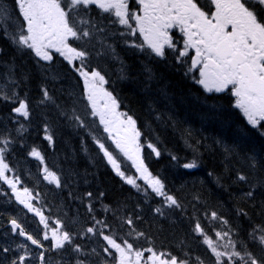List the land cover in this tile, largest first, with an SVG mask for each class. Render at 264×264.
Listing matches in <instances>:
<instances>
[{
	"label": "trees",
	"instance_id": "trees-1",
	"mask_svg": "<svg viewBox=\"0 0 264 264\" xmlns=\"http://www.w3.org/2000/svg\"><path fill=\"white\" fill-rule=\"evenodd\" d=\"M4 1L12 13L13 0ZM95 13L105 29L98 34L99 39L111 49L101 47L99 40L93 42L95 47L85 45L88 70H98L106 77V87L120 109L136 121L144 163L180 207H169L142 180H137V189L117 175L97 143L103 140V131L91 115L83 79L69 62L56 55L53 61L42 63L31 51L18 48L0 29V71L12 70L30 111L24 146L12 139L9 165L19 168L30 162L31 150L37 149L44 160H36V166H46L68 184L72 205L89 218L86 226L102 221L108 225L102 229L104 233L119 241L128 239L137 249L171 253L188 264H216L204 236L195 231L199 223L218 250L231 251L224 247L230 238L237 242V251L250 252L264 261V246L250 235L254 227L264 226V124L250 125L230 95L207 92L197 82L198 71L191 69L193 54L177 56L182 45L175 43V49L166 48L165 56L158 57L146 46L134 47L143 44L142 39L114 23L115 16L95 10L90 15L95 18ZM44 88L54 102H41ZM14 107L0 105V115L15 117ZM72 109L84 126L63 114L70 116ZM7 134L14 135L12 131ZM47 134L52 135L51 142ZM251 158L255 167L250 166ZM193 160L196 168L183 167ZM240 175L247 179L239 180ZM249 191L251 197L246 195ZM212 212L217 218H212ZM129 217L132 225L125 222ZM217 232H227L229 237L221 240ZM139 233L143 236L138 237ZM223 259L229 264L226 257Z\"/></svg>",
	"mask_w": 264,
	"mask_h": 264
},
{
	"label": "snow or ice",
	"instance_id": "snow-or-ice-1",
	"mask_svg": "<svg viewBox=\"0 0 264 264\" xmlns=\"http://www.w3.org/2000/svg\"><path fill=\"white\" fill-rule=\"evenodd\" d=\"M139 4V11L129 10V0H13L14 9L9 13L6 8L0 5V29L9 35L12 42L22 49H30L35 57L41 61L51 62L54 53H59L72 65L73 69L83 78L86 99L91 107V115L98 116L104 131L115 143V147L135 166L139 178L151 188L156 195L163 197L169 207H180L178 201L165 191V185L159 177L153 176L144 163L141 156L142 145L140 143L141 133L137 130L136 121L132 116L117 111L119 104L116 98L104 85L108 83L105 76L98 70H88L86 60L89 52L85 47L73 46L70 41H80L84 45H92L94 40H99L101 47L111 49V45H105L98 34L105 32L104 27L90 16L93 6L103 13L114 15L120 25L130 29L131 35L137 32L143 37L144 44L133 45L136 48L144 49L145 45L158 57L165 56V49H175L171 35L172 29H178L183 35V50L177 52L178 57L189 55L194 50V56L190 57L191 69H199L198 83L207 92L231 91L236 97L235 106L239 108L247 121L253 127L261 126L264 122V0H209L207 4H201L199 0H136ZM214 5V11L211 10ZM208 10H205V9ZM14 17V18H13ZM132 21L135 22L133 26ZM9 27L12 31L9 32ZM106 39V36H105ZM79 61V65L75 63ZM190 69V70H191ZM8 83L0 87V96L5 100L14 99L18 106L12 111L25 120L29 118V104L26 99H20L19 94L13 91L9 96L3 91V87L9 84L16 86L13 73L10 71L7 77ZM43 100L53 101L46 88L42 89ZM54 102V101H53ZM68 119L84 126V121L72 109L71 115L63 113ZM21 124V129H23ZM47 133V128L45 129ZM46 139L51 142L52 135L47 134ZM10 140H0V180L4 181L16 201L24 206L29 212H34L40 218L45 229L49 228L47 218L41 209L36 208L32 201L35 199L33 193L18 185L21 183L19 176L10 177L8 173L13 170L6 162L5 155L8 151L7 145ZM99 148L103 151L108 162L116 170L117 174L126 179V182L137 189L140 185L133 177H125L120 169L113 152L109 151L103 143ZM157 156L159 151L152 145H147ZM30 155L41 162L44 157L41 152L33 148ZM251 167H255V159L251 158ZM184 168L192 169L197 167L195 160L183 165ZM44 179L60 187L61 181L55 172L44 167ZM239 180L245 181L247 177L240 175ZM88 193V196H91ZM248 197L252 192L246 193ZM88 211H92L89 204ZM160 212V209H156ZM246 215V213H245ZM212 218H217L215 212L211 213ZM128 225L133 224L129 217L125 221ZM11 231L25 237L32 245L43 249L38 257L39 264H46L45 252L64 249L70 245L76 252H81L79 245H73L72 235L53 226L51 237L45 231L44 240H51L49 248L25 231L23 226L16 219H11ZM58 225L59 221L56 222ZM225 223H227L225 221ZM96 225H101L97 228ZM108 227L102 221H95L94 226L88 227L85 234L101 235L103 240L110 247H105L104 252L115 257L114 264H188L186 260H179L171 253L157 252L153 248L137 249L128 239H121L118 242L113 235H105L103 228ZM195 231L204 236V243L208 245L216 257V264H226L224 257L229 264H264V261L255 258L247 251H237L236 241L231 240L229 233L217 232L215 235L221 240H226L225 248L231 251L218 250L213 239L204 233L201 225H195ZM259 232V235H257ZM132 233L129 232L128 235ZM254 241L264 246V226L253 228L250 234ZM143 236V233H139ZM137 237V238H138ZM26 244L18 245L19 249H26ZM110 249H114L115 253ZM3 252L10 249L4 247ZM93 251H95L93 249ZM145 252L149 253L145 257ZM29 255L25 252L11 261V264H25ZM78 264H84L78 261Z\"/></svg>",
	"mask_w": 264,
	"mask_h": 264
},
{
	"label": "rangeland",
	"instance_id": "rangeland-1",
	"mask_svg": "<svg viewBox=\"0 0 264 264\" xmlns=\"http://www.w3.org/2000/svg\"><path fill=\"white\" fill-rule=\"evenodd\" d=\"M0 5H2L3 8H6L5 1L4 0H0ZM7 9H8V7H7ZM132 23H133V26H135V22L132 21ZM11 31H12V27H9V32H11ZM136 35H139L140 38L143 40V37L141 36V34L139 32H137ZM136 35H132V36H136ZM7 36L9 37V35H7ZM16 46L18 48H20V46H18V45H16ZM20 49L21 50L32 51L30 49H22V48H20ZM37 59L39 60L38 57H37ZM39 61H41V60H39ZM42 62H46V61H42ZM9 72L10 71H8L7 73H3V70L0 71V87H2L3 85H5V84L8 83L7 77H8ZM11 72H12V70H11ZM104 87L106 88L105 85H104ZM18 88L19 87H18L17 83H16V86L14 88H13V86H11L9 84L8 86L3 87V91L5 93H7L9 96H12L13 91H15L16 93L19 94V98L20 99H23L20 96V92H19ZM0 102H3V103H8L9 102L10 104H12L14 102L16 104V106H18V102L15 101L14 99L5 100V99L2 98V96H0ZM234 104H235V101H234ZM117 111L120 112V113H125V112H123L120 109V105H119V108L117 109ZM12 115L13 114H10V113L8 114V116L11 117V119H15L14 120V123H15L14 125H11L10 124L11 120L7 121L8 118H6V117H0V120H1V122L3 124L4 129H5L4 131H9L10 133L12 131L14 133L13 138H10V137H4L3 138L0 135V140H3L5 138H7L8 140H10V143L7 145L8 150L13 145L12 139L25 138L26 135H27V133H28V128L27 127H23V129H21V124H23L24 118L23 117H19L16 113H14V115H15L14 118H13ZM95 117L99 121V117L98 116H95ZM99 123H100V121H99ZM100 125H101L100 127L102 128V131L104 132V135L102 137L105 140L108 141L109 134H107L104 131V125L101 124V123H100ZM0 131H1V129H0ZM100 143H102V142H100ZM103 144L105 145L106 148H108L109 151L113 152V155L116 157V159L118 157L119 158H122L123 161L129 166V171L130 172H126L123 169V167L121 166L120 161H117L119 163V165H120L121 171L124 172L125 177H129L130 176V177L135 178L136 180L140 179L139 178V173L137 172L135 166L132 164V162L130 160L127 159V157H125L123 155V153H121L119 151V149H117L115 147V143L114 142H110L109 143L110 145L109 144L107 145L106 144V141H104ZM3 146H4L3 144H0V147H3ZM31 157L32 156L30 155V158ZM5 159H6V162L8 163L7 158H6V155H5ZM34 164L35 165H33L31 163H24L23 162L19 168H17V167L16 168H12L9 165V167L13 171L10 172V173H8V175L10 177H14V176H19L20 177L21 183L18 185V187L21 190L23 189V186L26 187V184L27 185H30L31 184V185L36 186V188H40V189L44 190L47 194H50L48 192L50 191V186H52L54 188L53 183H49L48 180H46V181L44 180V177L42 175V173L44 172V167L43 166L37 167L36 166V163H34ZM122 179L126 182V179L125 178H122ZM140 180H142V179H140ZM1 184H3L4 186L1 185ZM61 184L64 185L63 191H65V187L68 188V185H65L64 182L63 183L61 182ZM29 190L32 193H34V187H33V189L30 188ZM0 193H1V195L4 196V198L7 197L6 199H4V202L6 203V209H3V211H2L3 215H5V223H7L6 221H7V218H9V217L15 218L32 235L35 234L36 236L39 237V239L41 241L46 242L47 245H48V248H49L50 245H51V243H52V241L51 240H44L43 239V236L45 234V231H47V234L49 235V237H51V232H52L53 226L59 228L60 225H63V230L68 231L71 226L68 223H66V221H73V225L74 226L77 224L78 226H80V229L81 230H84V231H82L83 232L82 233V236H83V238L85 237V241H80L81 244H83V246H87L88 245V241L89 240L86 238L88 234H85V232H86V229L88 228L86 226V222H87V220H89V218L83 216L82 214H80L79 209L77 207L71 205V201H67L66 202V200L64 198L60 199V210L64 211V214H59L58 213V210L57 211H54L51 214H47V212L43 209V207H41L40 205L35 204V201L34 200L32 201L33 205L36 208L41 209V211L43 212L44 216L47 218V221H48V224H49V228L48 229H45L44 228V225L40 222V218L38 216H36L34 212H29L26 208H24L23 205H21L18 201H16L15 195L12 193L11 189L9 188V186L4 181H2V180H0ZM39 195L40 194H38L37 197H39ZM161 198L164 200L163 197H161ZM13 207H16L22 214L13 212L12 211L13 210L12 209ZM45 208L47 210L49 208V206H47ZM79 215H81L82 217H78ZM72 216H74V217H72ZM57 221L60 222L59 225L56 223ZM90 227H92V226H90ZM96 227H97V225H96ZM6 231H7V233H6L7 235L8 234L11 235V236L14 235V233L11 231V229H7ZM103 232H105V231H103ZM104 234L105 235H108L106 233H104ZM91 235H93V234H91ZM91 240H93V238ZM11 241L13 242L14 240L11 239ZM118 242H120V241L118 240ZM6 244H4L3 242H1V244H0L1 245V248H0V264H11L9 262H11L13 259L17 258L19 255H23L25 253V252H21L19 250L18 253H15L14 254V252H15L14 246L16 247V245H12L11 243H6ZM21 244H26V242L21 241ZM4 247L9 248L10 251L8 253L3 252L2 249ZM105 247H110V246H108L107 245V242L103 240V236L97 234V262L96 261L90 262V261L83 260V259H80V261H83L85 263L86 262H89L88 264H114L115 257L114 256H110L108 253L104 252L103 249ZM110 251L113 252V253H115V250L114 249H110ZM48 253H49V256H46V259H45L46 260V264H59V263H62L64 261V259H65L64 253L62 251H60V250H51V251H48ZM83 253L84 252H82V253L77 252V254L81 258H82L81 254H83ZM39 254L40 253L37 252V254H35L32 257V253H28L29 259L26 260L25 264H29V263L30 264H38ZM93 254H94V251L92 250V256H93ZM148 255H149V253L145 252V257H147ZM85 256H86V253H85Z\"/></svg>",
	"mask_w": 264,
	"mask_h": 264
},
{
	"label": "flooded vegetation",
	"instance_id": "flooded-vegetation-1",
	"mask_svg": "<svg viewBox=\"0 0 264 264\" xmlns=\"http://www.w3.org/2000/svg\"><path fill=\"white\" fill-rule=\"evenodd\" d=\"M199 2L201 4H207L209 2V0H199ZM140 9V6L139 4L136 2V0H129V10L130 12L131 11H139ZM100 12L101 11L99 9H96L94 6L90 12V14H92L93 12ZM205 10H208L207 8ZM211 10L214 11V5H211ZM99 13V14H100ZM95 15V18L97 19V13L94 14ZM127 31L128 33L130 34V29L127 28ZM131 35V34H130ZM171 35L173 37V42H176V44L178 45H182L183 46V35L182 33L179 32L178 29H172L171 30ZM132 36V35H131ZM94 43L97 44V40H94ZM193 54H194V50H192ZM229 93V95L231 96V98L233 99V102L236 101V97L232 95L231 91H226ZM264 123V122H261V124ZM111 138V137H110ZM112 140V139H111ZM44 175V172L42 173ZM3 185V184H1ZM4 186V185H3ZM24 187V186H23ZM26 187L27 188H32L33 187L35 188L36 186L34 185H27L26 184ZM4 196L1 195L0 193V244L1 242H3L4 244L6 243H11L12 245H16V247L14 246V249H15V253H18L19 250L21 252H28V253H32V257L37 254V252H41V251H44L43 249L37 247L36 245H32L30 241H28L25 237L23 236H20L18 234H14V235H7V229H8V223H5V215H3L2 211L4 209ZM75 216V215H74ZM72 216V217H74ZM78 217H82V216H78ZM19 222V221H18ZM20 223V222H19ZM66 223H68L71 227L69 228L68 232L72 235L73 237V245H79L80 248L82 249V252H84L83 254H81L82 258L77 254L76 251L73 250V247L70 246V245H65L64 249H60V251H62L64 253V261L62 263H59V264H78V261H80V259H83V260H87V261H90V262H93V261H96L97 262V235H91V233H89L87 235V239L89 240L88 241V245L87 246H83V244H81L80 241H85V237L83 238L82 236V231L84 230H81L80 229V226H78L77 224L74 226L73 225V221H66ZM21 224V223H20ZM23 226V225H22ZM23 228L25 229V231L27 232L26 228L23 226ZM29 234H31L29 232ZM32 235V234H31ZM33 236H35L36 239H39L38 236H36L35 234H33ZM93 238V240H91ZM11 239H13L14 241L12 242ZM23 240V242H26V245L28 246L26 249H19L18 248V245L21 244V241ZM40 240V239H39ZM41 241V240H40ZM41 243H43L45 245V248H48V245L46 242H43L41 241ZM7 245V244H6ZM0 248H1V245H0ZM95 250L94 251V254L92 256V250ZM8 253V252H6ZM48 251L45 252V259H46V256H49V253ZM85 253H86V256H85ZM57 256V255H56ZM55 256V257H56ZM91 257V258H90ZM31 261V260H30ZM11 263V262H9ZM89 262H84V264H88ZM30 264V263H29ZM38 264H39V260H38Z\"/></svg>",
	"mask_w": 264,
	"mask_h": 264
}]
</instances>
